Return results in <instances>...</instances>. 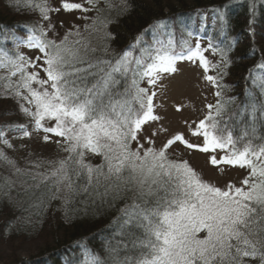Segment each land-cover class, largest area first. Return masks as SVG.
I'll use <instances>...</instances> for the list:
<instances>
[{"label": "snow or ice", "instance_id": "1", "mask_svg": "<svg viewBox=\"0 0 264 264\" xmlns=\"http://www.w3.org/2000/svg\"><path fill=\"white\" fill-rule=\"evenodd\" d=\"M24 2L38 9L46 21L50 12L60 11L51 8L47 0ZM85 2L91 7L68 0H62L61 7L67 12H86L96 8L100 0ZM104 3L109 9L113 7L112 0ZM98 25L106 27L107 21L97 16L92 31H97ZM50 30L55 31L51 23L47 29L43 25L30 27L27 39L19 40L38 50L35 60L0 49V70H4L0 87L21 101L20 111L31 117L34 131L45 133V143L54 142L68 154L62 159L32 162L34 169L48 165L40 172L19 168L0 150V164L30 179V187L42 189L35 206L44 204L45 198L62 199L67 211V205L82 194L93 201L103 198L104 203L108 198L112 202L130 200L120 209L124 217L121 228L138 230L139 234L127 233L132 237L134 255L114 264H264V146H241L231 133L223 134L211 113L192 133L203 137L202 146L189 143L182 134L174 135L159 149L140 143L144 126L159 119L154 114L156 93L141 87V81L155 86L161 74L176 70L175 62L180 59L198 57L208 71L209 62L199 45L176 52L172 34L156 24L152 45L142 49L139 57L133 59L125 52L113 62L93 57L97 49L89 47L79 30L66 32L59 42L48 37ZM73 36L77 39H71ZM257 67L264 69V63ZM35 69L43 71L45 77ZM206 79L215 84V77ZM122 81L120 90L117 86ZM253 83L264 93V78L256 77ZM216 110L219 116V103ZM45 121L51 122L50 126H45ZM15 128L23 138H30L25 125ZM145 139L154 144L151 137ZM177 142L204 153L223 151L222 156H211L212 165L239 167L248 174L239 186L229 182L221 188L205 182L188 162L170 158L168 149ZM0 143L13 147L3 128ZM89 155L101 157V163H91ZM5 183L10 186L12 182L6 179ZM81 264L103 261L85 249Z\"/></svg>", "mask_w": 264, "mask_h": 264}, {"label": "trees", "instance_id": "2", "mask_svg": "<svg viewBox=\"0 0 264 264\" xmlns=\"http://www.w3.org/2000/svg\"><path fill=\"white\" fill-rule=\"evenodd\" d=\"M112 3L109 9L100 0L96 8L84 11L86 19L76 29L89 42V47L97 49L91 54L93 57L113 62L125 52H130L133 59L139 57L142 49L152 45V28L156 24H162L172 34L176 52L195 49L197 45L192 41L195 38L206 41L216 55L207 58V72L216 78L214 85L220 93L211 115L223 134L231 133L241 146L248 143L264 146V93L253 83L256 77L264 78V69L257 67L264 63V0H125L124 4L112 0ZM97 16L106 20L107 26L98 25V30L92 31ZM45 21L39 10L27 6L24 0L20 3L0 0V49L10 55L19 52L32 58L19 40L27 39L28 28L44 26ZM250 70L254 71L250 74ZM117 87L122 90L123 81ZM0 93H3L0 94V128L15 147L14 141L22 135L15 125L28 128L32 119L20 111L21 101L2 87ZM218 103L219 116L216 115ZM0 150L17 165L13 148L0 143ZM26 154L21 162L27 159ZM87 158L93 164L101 163L102 159L91 155ZM24 165L21 169L39 171ZM6 179L12 182L10 186ZM32 184L27 177L0 164V185H4L0 188V264H81L85 249L103 264H114L134 255L132 237L127 233L139 234L138 230L121 228L124 217L120 209L130 200L112 202L108 198L104 203L103 198L93 201L82 194L67 205V211L62 199L45 198L46 202L36 207L42 189L30 187Z\"/></svg>", "mask_w": 264, "mask_h": 264}, {"label": "rangeland", "instance_id": "3", "mask_svg": "<svg viewBox=\"0 0 264 264\" xmlns=\"http://www.w3.org/2000/svg\"><path fill=\"white\" fill-rule=\"evenodd\" d=\"M68 2H78L82 3L85 8L90 7L85 0H68ZM47 3L51 8H60L58 12H50V20L44 23L46 29L49 23L54 26V32L48 31V37L51 39H56L59 42L66 32H75L80 23L84 21V11H64L61 7L62 0H47ZM192 41L195 42V45H199L200 52L206 60L216 56L206 41L198 38ZM22 49L30 53L33 60L40 55L38 50L29 49L26 46H22ZM174 67L176 69L174 72L161 74L155 86L148 84L147 80L141 81V87L156 93L153 98L154 114L159 117L158 120L146 124L142 133H140V143L145 147L151 146L159 149L176 134H182L189 143L201 146L203 144V137L192 133L196 130L199 122L209 116L212 108L209 109L208 105L213 106L217 98L216 86L206 79L209 73L205 71L198 57L193 60L176 61ZM35 70L40 71L39 69ZM40 76L45 77L43 71H40ZM44 123L45 126H50L51 122L45 121ZM161 129H166V131H160ZM27 130L31 133L30 138H23L22 135L18 136L14 141L15 147H12L13 150L11 151L18 161V167H24V163L27 166H32V162L62 159L68 155L66 152H62L56 143L51 141L45 143L43 141L45 133L34 131L33 122ZM153 132H156L157 135L152 136ZM146 137H151L154 144L149 145L145 139ZM52 139L57 138L53 137ZM133 147H135V142ZM26 152L27 159L21 162ZM168 154L172 159L188 162L189 166L205 182L221 188H224L229 182L239 186L242 179L248 174L246 169L239 167L223 164L212 165L210 163L211 156L224 155V152L220 150L204 153L198 148L189 149L184 144L177 142L168 149ZM45 167H48V165L43 164L38 170L43 172Z\"/></svg>", "mask_w": 264, "mask_h": 264}]
</instances>
